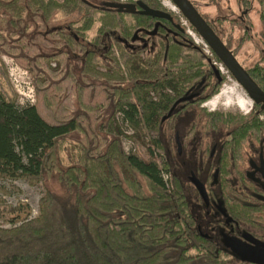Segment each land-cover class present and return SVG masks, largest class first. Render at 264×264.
Wrapping results in <instances>:
<instances>
[{
    "label": "trees",
    "instance_id": "trees-1",
    "mask_svg": "<svg viewBox=\"0 0 264 264\" xmlns=\"http://www.w3.org/2000/svg\"><path fill=\"white\" fill-rule=\"evenodd\" d=\"M138 1L169 13L158 0L113 1L126 9L113 12L118 32L104 24L88 41L89 2L0 0V57L26 70L36 93V104H18L0 61V180L35 185L54 173L63 190L44 188L35 217L24 202L0 203L10 227L0 228V264H227L226 249L198 231L169 162L153 158L163 118L213 77L212 62L178 17L137 15ZM59 18L70 22L57 26ZM116 114L147 157L123 152ZM73 137L77 149H61Z\"/></svg>",
    "mask_w": 264,
    "mask_h": 264
},
{
    "label": "flooded vegetation",
    "instance_id": "flooded-vegetation-1",
    "mask_svg": "<svg viewBox=\"0 0 264 264\" xmlns=\"http://www.w3.org/2000/svg\"><path fill=\"white\" fill-rule=\"evenodd\" d=\"M64 1L66 0L59 3ZM258 8L259 11L257 12ZM237 9L238 18L231 22L234 27L238 28L237 33L239 35L230 38L236 40L237 48H232L227 41L218 35L213 28L214 26H211L210 22L200 15L247 73L258 89V93L255 97L250 96L215 57L221 67L226 70V75L222 74L221 70L216 68L211 60L213 77L205 79L204 87L190 89L181 98L186 99V101L175 106L168 120L175 126L176 145L177 139L180 143V135L177 130L178 122L183 118L182 121L190 124L195 117L192 113L193 110L197 112V117L202 120L204 129H209L211 132L217 131L216 138L206 140L204 143L201 141L198 144L199 148L197 149L202 150V156L196 158L194 154L186 155L188 162L182 163L187 166L189 182L194 175L206 190L208 201L204 202L191 184L197 193L207 220L211 217L208 223L213 227V231H217L223 249H226L223 244L225 237L236 239L248 247L258 245L264 249V6L260 4L259 0H240ZM94 10L100 11L97 8ZM139 10L137 9L134 13L140 15L137 13ZM114 11L126 12V9L115 8L112 4H106L103 10L107 15H114ZM155 25L152 35L156 34L161 23L157 22ZM256 25L261 28L259 35L253 30ZM146 34L148 33L140 29L139 36L136 38L137 41L146 45L149 40L148 36H145ZM246 45L252 46L255 54H252L248 64L242 65L238 59L242 58L244 62L248 59L240 57L236 51L242 50ZM213 66L219 70L218 77L213 71ZM227 77L234 80L249 101L245 103L248 104L247 108L244 109L239 106L245 110L243 113L242 110H215L211 108L208 111L206 109L215 95L210 99H205L217 87L219 91ZM194 132L195 125L187 130L185 140L193 142ZM177 154L178 157L181 156L182 158L181 143L180 151L177 145ZM199 172L204 175V178L196 176L195 173ZM197 229L205 238H212L209 234L201 231V224L198 225ZM226 251L231 257L241 262L227 249Z\"/></svg>",
    "mask_w": 264,
    "mask_h": 264
},
{
    "label": "rangeland",
    "instance_id": "rangeland-1",
    "mask_svg": "<svg viewBox=\"0 0 264 264\" xmlns=\"http://www.w3.org/2000/svg\"><path fill=\"white\" fill-rule=\"evenodd\" d=\"M57 2H62L63 0H56ZM89 2L92 6L97 8L100 11L95 12V16L93 18V26L91 30L85 32V39L88 41H93L96 37V33L99 28L106 25H112L111 27L114 28L118 32L117 27V17L115 15H107L103 10L105 9L106 3H102L99 0H85ZM114 2H130V1H137V0H109L107 4H113ZM193 1L194 5L197 7V10L199 13L206 18L209 22L212 23L214 26V30L218 33L220 37H222L225 41L229 43V45L233 48H237V42L236 40L230 39L235 38L239 34L238 28L234 27L231 21L237 20L238 13H236L237 5L240 0H191ZM112 2V3H111ZM158 2L163 6L170 14H172L173 17H178V20L180 23L185 27L187 34L192 38L195 46L202 49L203 53L212 60L213 64L216 63V68H220V64L218 61L216 62V58L214 55H211L210 52H207V49L205 47L204 42L201 40V38L192 31V28L187 23V21L181 16L179 11L174 7V5L169 0H158ZM172 8H175V11L171 10ZM259 11V8L257 9V12ZM217 18H219V22H214ZM225 18V19H223ZM122 19L126 21L129 24H133V19L130 16H122ZM254 20V19H253ZM70 20L59 18L55 21L54 24L57 26H65L67 23H69ZM79 26V25H74ZM260 26L256 25L253 29L256 34H260ZM252 47V46H251ZM249 45H246L242 50L236 51L239 53L240 57L247 58L246 62L242 58H239L238 61L244 65L245 63L248 64L249 60L252 58V54H255V51L253 48H251ZM253 50V51H252ZM210 51V50H209ZM54 52V50L52 51ZM211 55V56H210ZM0 61L5 67V70L8 74L9 78V70L13 66V64H16L12 59L1 56ZM245 64V65H246ZM53 66H55L54 63H52ZM219 65V66H218ZM18 66V65H17ZM19 67V66H18ZM20 68V67H19ZM22 69V68H21ZM23 71L27 72L26 70L22 69ZM99 70L103 71L102 68L99 67ZM222 74L226 75V70L222 68L221 70ZM28 73V72H27ZM30 82L32 84L30 75L28 73ZM33 86V84H32ZM13 88V87H12ZM34 89V86H33ZM14 90V89H13ZM15 91V90H14ZM17 96V103H20V99L22 97L19 96L18 93H16ZM35 95V102L36 104V93L34 90ZM117 96H119V93H117ZM220 96V97H218ZM218 97V98H217ZM215 101L214 106L207 105L206 109L210 111L211 108H214L215 110H242L241 112H245V108L248 107V99L245 97L244 93L241 91L240 87L232 80L230 77H227L226 82L221 87V89L218 91V93L211 99L210 103ZM243 104L244 107L241 105ZM244 108V109H241ZM194 113V119L193 121L188 124L185 123L184 120L180 119L182 121L178 122L179 125L177 127L178 133H179V140L181 143V149H182V158L181 156L178 157L177 154V145L175 140V131L173 123L171 121H164L161 123V147L159 148V154L156 152L153 156L154 160L157 161L158 164H161L163 160H167L170 164L171 171L177 175L181 188L183 192L185 193L187 202L189 206L191 207L192 214L196 217L197 221L201 224V231L205 234H209L216 242L221 245L219 236L217 235V231H213V227L209 225V221L211 217L207 220L205 216V212L201 206L200 201L198 200L197 193L191 183L188 180L189 173L187 170V166L184 165L182 162L187 161L186 155L194 154L196 158H199V156H202V150L197 149L199 148V145L201 141L206 142V140H210L211 138H216L217 131L211 132L209 129H204V124L202 123V120L197 117V112L193 110ZM117 114L114 118V124L116 125V128H118L120 132V141H121V147L123 149V152L125 154L127 153H133L137 154L143 158L147 157L145 149L141 148L138 143H136V134L134 130L127 127V125H122L120 121L117 119ZM195 125V132H194V140L193 142H188L185 140L186 132L188 129H190L192 126ZM208 138V139H207ZM76 137L71 138L70 140H66L65 143L61 145L62 148H66L67 151H69L71 148L77 149L76 146ZM79 151V150H77ZM60 152H62L60 150ZM188 162V161H187ZM197 177L204 178V175L202 173H195ZM166 173H164V176ZM167 186L169 189L172 188V185L170 184V175L167 174ZM47 188L51 192L56 193L57 195H62L63 190L60 186L59 178L57 174L52 173L48 177L45 178L43 182H39L35 185H30L24 180H18V181H1L0 180V203H5L6 205H9L11 208H14L17 206L19 202H24L29 205V207L32 210V213L37 212L38 214V203L39 200L43 197L44 191ZM0 228L3 229H9V225L4 224L0 221ZM194 253V252H192ZM223 260L227 264H242L239 263L235 258L231 257L230 255H225L223 257Z\"/></svg>",
    "mask_w": 264,
    "mask_h": 264
},
{
    "label": "water",
    "instance_id": "water-1",
    "mask_svg": "<svg viewBox=\"0 0 264 264\" xmlns=\"http://www.w3.org/2000/svg\"><path fill=\"white\" fill-rule=\"evenodd\" d=\"M174 7L179 11L181 16L192 27L195 33L201 38V40L209 47L213 55L220 61V63L230 72L236 81L249 93L250 96L255 97L258 93V89L249 78L247 73L236 61L232 53L226 48L220 38L216 35L213 29L207 24V22L200 15L195 6L190 0H169ZM137 6L140 15L151 17L154 19L167 20L172 22L173 18L169 13L150 9L142 2L138 1ZM213 71L218 77L219 70L213 66ZM186 99L179 100L171 109L169 114L163 118V121L167 120L175 106L178 103L184 102ZM178 149L180 151V143L177 139ZM191 184L197 190L199 196L204 202L208 201V196L204 186L192 175L190 178ZM225 248L241 262L246 264H264V249L259 247H248L242 243H239L236 239L225 237L223 240Z\"/></svg>",
    "mask_w": 264,
    "mask_h": 264
},
{
    "label": "built area",
    "instance_id": "built-area-1",
    "mask_svg": "<svg viewBox=\"0 0 264 264\" xmlns=\"http://www.w3.org/2000/svg\"><path fill=\"white\" fill-rule=\"evenodd\" d=\"M205 47L207 49V52H210L211 55H213V53L211 52V50L206 44H205ZM213 65L216 67V63H214ZM219 69L222 70L221 65ZM9 71H10L9 80H10L11 86L13 87L15 92L18 93L20 97H22V99L19 100L21 103L20 105L34 104L35 102L34 89L30 82L28 73L23 71L16 64H13V66L10 68ZM163 177H164V180L166 181L167 175ZM36 215H37V212L32 214L33 217H35Z\"/></svg>",
    "mask_w": 264,
    "mask_h": 264
},
{
    "label": "bare ground",
    "instance_id": "bare-ground-1",
    "mask_svg": "<svg viewBox=\"0 0 264 264\" xmlns=\"http://www.w3.org/2000/svg\"><path fill=\"white\" fill-rule=\"evenodd\" d=\"M171 10H172V11H175V8H172V7H171ZM218 97H220V96H218ZM218 97H217V98H218ZM209 105H210V106H211V105L214 106V105H215V101L209 103ZM241 105L244 107L243 104H241Z\"/></svg>",
    "mask_w": 264,
    "mask_h": 264
}]
</instances>
